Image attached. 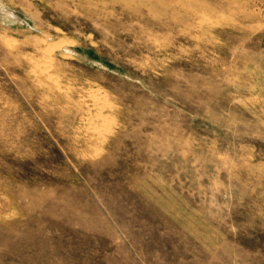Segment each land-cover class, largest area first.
Returning <instances> with one entry per match:
<instances>
[{"label":"rangeland","instance_id":"rangeland-1","mask_svg":"<svg viewBox=\"0 0 264 264\" xmlns=\"http://www.w3.org/2000/svg\"><path fill=\"white\" fill-rule=\"evenodd\" d=\"M0 264H264V0H0Z\"/></svg>","mask_w":264,"mask_h":264},{"label":"bare ground","instance_id":"bare-ground-1","mask_svg":"<svg viewBox=\"0 0 264 264\" xmlns=\"http://www.w3.org/2000/svg\"><path fill=\"white\" fill-rule=\"evenodd\" d=\"M64 43H66V42H64ZM64 43H63V44H64ZM66 45H67V44H66ZM68 46H69V44H68ZM58 47H59V49H60L61 47L63 48V47H67V46L60 44ZM46 50H47V49H46ZM47 61H48V60H47ZM42 64H43V63H42ZM44 65H45V64H44ZM46 67H47V66H45V68H46ZM41 70H43V69H41ZM45 70H46V69H45ZM42 72H45V71H42ZM46 72H47V70H46Z\"/></svg>","mask_w":264,"mask_h":264}]
</instances>
